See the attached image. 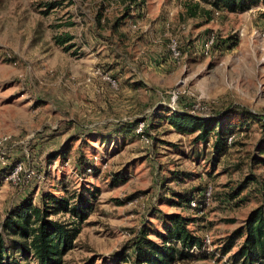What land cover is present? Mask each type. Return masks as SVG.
Here are the masks:
<instances>
[{"label":"rangeland","instance_id":"obj_1","mask_svg":"<svg viewBox=\"0 0 264 264\" xmlns=\"http://www.w3.org/2000/svg\"><path fill=\"white\" fill-rule=\"evenodd\" d=\"M63 33L71 39L56 44ZM229 36L233 47L223 43ZM193 103L207 110L192 112ZM171 108L201 117L230 108L264 115V0L234 12H210L201 0H0V134L12 140L3 157L27 168L19 185L0 179V222L28 195L37 204L41 192L68 195L82 185L95 191L92 208L75 220L79 232L60 264H132L121 258L131 232L143 223L161 231V214L171 212L191 219L187 228L202 246L169 264H230L236 246L220 254L223 240L264 204V163L250 159L261 131L249 122L214 157L210 141L168 124ZM138 121L148 143L134 133ZM120 123L132 131L117 132ZM69 139L66 161L50 159ZM78 151L94 172L74 166ZM114 174L124 182L111 186ZM246 177L252 180L228 199ZM206 186L211 195L201 210L165 202Z\"/></svg>","mask_w":264,"mask_h":264},{"label":"trees","instance_id":"obj_2","mask_svg":"<svg viewBox=\"0 0 264 264\" xmlns=\"http://www.w3.org/2000/svg\"><path fill=\"white\" fill-rule=\"evenodd\" d=\"M258 1L201 0L210 7V12L245 11ZM197 6L195 3L188 7L190 16L195 15ZM117 21L114 26L117 25ZM70 39L71 37L66 33L55 36L58 45ZM231 39L234 37H226L223 40L224 45L233 47L236 42ZM138 84L134 82L131 86L135 87ZM163 118L177 133L193 135L195 142L204 145L210 141L211 153L214 157L224 155L229 145L234 143V141L230 143L231 140L227 142V138L233 137L235 130L247 126L249 122H255L261 132L250 159L255 163H264V115L259 116L243 108H230L201 117L182 109H171L170 114ZM135 123L131 125L134 126ZM130 126L120 123L116 126L118 127L116 131L125 135L132 131ZM72 142L73 139L66 140L57 151L49 155L50 159L58 158L61 162L66 161ZM74 163L75 167H80L82 174L94 172L96 166L89 159L87 161L80 151L74 156ZM10 165L11 163H7L0 167V179L6 176ZM180 174L185 173L180 172ZM173 177L179 178L176 174ZM124 180L125 175L114 174L110 177L109 184L117 185ZM248 180H252V177H246L228 195L225 193L228 199L236 198ZM204 189L194 193L192 190L176 191L172 194L173 198L165 199V202L175 207L190 209L189 203L194 199L199 207L191 210L198 211L203 206ZM94 192L82 185L68 195L44 191L41 192L37 204L33 203L31 195H28L10 207L0 222V264H60L62 255L71 248L79 232L76 223L84 220L92 208ZM59 213H67L73 220L65 222L51 218ZM160 220L161 231L150 229L143 223L136 231L131 232L124 246L125 252L121 257L123 260H128L130 256L132 264H169L175 259L191 258L192 250L201 249V237L187 228L190 218L171 212L162 213ZM150 234L158 237L160 242L151 239ZM239 239L240 242L236 245ZM234 246L236 248L228 255L230 264H264V204H258L247 212L242 224L233 229L223 240L219 249L220 254H226Z\"/></svg>","mask_w":264,"mask_h":264},{"label":"built area","instance_id":"obj_3","mask_svg":"<svg viewBox=\"0 0 264 264\" xmlns=\"http://www.w3.org/2000/svg\"><path fill=\"white\" fill-rule=\"evenodd\" d=\"M211 41H212V37H210L209 40L207 41V43L204 44V47H207L208 43H210ZM167 47L174 55L177 54V52L175 51V42L173 40H170V42L167 44ZM103 79L110 82L111 85L113 84V80H111L108 76H105ZM190 110L192 112H194V111L195 112H198V111L204 112L205 110H207V106L202 104V103L201 104L200 103H193V104H191ZM134 133L136 135H138L139 139L142 142L148 143V137L145 135V133L143 131V121H138L136 123ZM231 138H232V136H229L227 138V142H229L231 140ZM9 144H12L11 137L9 135L0 134V166L6 165L5 159L3 157V155H4L3 149L6 145H9ZM26 169L27 168H25V165L21 161L13 162V163H11L10 168H9V170H8V172L4 178H5V180H7L12 185H19L20 182L22 181V179L27 175ZM88 170L89 169H87V171ZM210 190H211L210 186H206L205 189L203 190V192H202L203 204L208 203V201L210 199V195H211ZM197 207H199L197 202L194 199L191 200L189 203V208L195 209ZM204 241L207 242L208 239L205 238Z\"/></svg>","mask_w":264,"mask_h":264}]
</instances>
